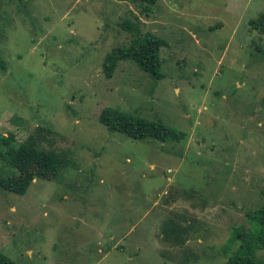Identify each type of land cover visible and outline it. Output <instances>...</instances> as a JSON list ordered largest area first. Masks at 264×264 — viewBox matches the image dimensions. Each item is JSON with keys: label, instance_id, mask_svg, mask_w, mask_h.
<instances>
[{"label": "rangeland", "instance_id": "rangeland-1", "mask_svg": "<svg viewBox=\"0 0 264 264\" xmlns=\"http://www.w3.org/2000/svg\"><path fill=\"white\" fill-rule=\"evenodd\" d=\"M263 13L264 0H0V134L68 161L25 195L0 187V251L19 264H224L264 204V31L251 25ZM148 32L169 43L163 77L131 60L107 77L106 55ZM107 107L185 138L111 133Z\"/></svg>", "mask_w": 264, "mask_h": 264}, {"label": "trees", "instance_id": "trees-1", "mask_svg": "<svg viewBox=\"0 0 264 264\" xmlns=\"http://www.w3.org/2000/svg\"><path fill=\"white\" fill-rule=\"evenodd\" d=\"M155 6L159 0H138ZM251 25L264 31V13L251 22ZM169 43L155 33L148 32L133 42L131 47H118L109 52L104 60L103 70L111 77L123 60L135 62L143 71L157 78H162L160 51ZM4 67V65H2ZM99 121L111 133H122L137 140L154 139L161 142H180L184 132L167 125L161 120L143 118L120 109L107 107L100 114ZM13 134H0V157L9 159L17 169L18 175L0 176V187L5 190L25 195L36 178H57L68 165L67 158L53 149L38 145L34 136L15 145ZM252 221V228L241 236V244L224 264H260L255 259L257 249L264 248V204L256 212L247 214ZM0 264H19L0 251Z\"/></svg>", "mask_w": 264, "mask_h": 264}]
</instances>
